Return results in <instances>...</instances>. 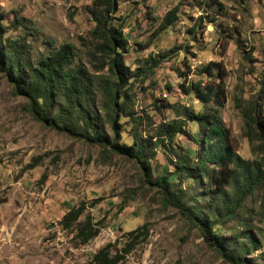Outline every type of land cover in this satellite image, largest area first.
<instances>
[{
  "label": "rangeland",
  "instance_id": "374dc122",
  "mask_svg": "<svg viewBox=\"0 0 264 264\" xmlns=\"http://www.w3.org/2000/svg\"><path fill=\"white\" fill-rule=\"evenodd\" d=\"M89 3L0 0L4 35L25 38L33 59L68 43L74 52L72 65H82L95 75L108 74L104 59L95 54ZM171 11L173 23L159 30ZM122 14L128 15L124 64L147 71L149 56L159 62L130 86L134 117L143 115L146 127L121 117L124 131L119 142L130 141L137 130L152 133L159 122L173 116L169 107L155 108L156 98L197 110L202 103L193 93H184L183 87L219 81L223 103H212V112L227 127L236 153L245 159L256 157L244 133L242 109L258 98V111L264 115V98L258 96L262 94L264 0H118L111 17ZM170 49L167 56H160ZM213 62L220 65L219 72L213 70L212 76L200 72ZM166 84L170 88L164 97ZM191 126L198 131L197 124ZM105 130L113 137L108 124ZM196 147L185 133H177L170 145L155 149L151 161L150 181L156 175L168 176L175 189L188 195L183 198L186 205L196 199L201 185L171 174L170 159L175 150L189 155ZM199 202L204 204L202 199ZM258 204V199L250 198L244 203L243 217L261 245L244 254L248 264L263 258L264 216ZM72 206H82L83 213L63 228L59 221ZM85 217L96 223L98 231L80 243L76 229ZM240 226L227 222L214 229L228 237L231 227ZM138 227L141 235L131 240L128 231ZM107 243L111 254L127 249L116 264H232L177 207L163 201L160 188L145 181L138 160L37 120L28 109V99L15 92L0 69V264H90L93 254Z\"/></svg>",
  "mask_w": 264,
  "mask_h": 264
},
{
  "label": "trees",
  "instance_id": "16d2710c",
  "mask_svg": "<svg viewBox=\"0 0 264 264\" xmlns=\"http://www.w3.org/2000/svg\"><path fill=\"white\" fill-rule=\"evenodd\" d=\"M117 7L118 0H90L87 6L93 22L91 34L95 54L102 61L104 59L108 74L95 75L82 65H72L74 52L68 43H62L48 54L33 59L25 38L4 35L6 29L1 18L0 69L5 72L15 92L28 99V109L37 120L99 144L112 153L138 160L145 181L157 185L163 201L177 207L201 231L211 247L232 264H248L249 260L244 254L259 250L261 245L249 220L243 217L245 201L248 198L253 202L258 199L259 211L264 216V115L258 111V98L242 109L244 133L249 143H253L256 156L252 159L242 158L236 153L227 127L215 110L212 112V103H223L224 90L219 81H206L203 85L190 82L183 87L184 93H193L202 103L197 110L156 98L155 108L161 110L169 107L173 116L159 122L152 133H146L145 129L137 130L130 141L120 143L119 135L124 131L121 117H129L130 122L138 123L141 128L146 127L143 115L134 117L130 86L135 79L144 78L159 59L149 56L146 62H151V65L147 71L140 66L130 69L124 64L127 40L123 30L128 15L122 14L112 19L111 15L117 11ZM174 19L175 14L168 12L159 30L166 29ZM170 52L171 49L165 50L160 56L165 57ZM220 69V65L213 62L205 65L200 72L212 76L213 70L219 72ZM179 72L185 77L184 72ZM261 84L262 94L258 96L264 98V55L261 60ZM169 88L166 84L162 92L166 93ZM106 124L113 137L107 135ZM191 124H197L198 131H194ZM177 133H185L190 141L197 144L189 155L175 150L170 159L174 166L171 174H176L177 179L189 178L196 187L201 185L202 191L197 192L196 199L193 197L194 201L189 205L183 201L184 197H188L186 192L175 189V181H169L168 176L156 175L153 181L149 179L155 149L170 145ZM201 199L204 204L199 202ZM82 213V206H72L59 222L63 228H67ZM227 222L241 225L239 228L231 227L232 233L228 237L214 229ZM95 224L90 217H85L77 227L76 235L80 243L96 235L98 227ZM141 230L138 227L128 231L131 240L135 241L141 235ZM110 246V243L101 246L93 254L90 264H116L127 251L122 248L111 254ZM260 254L263 256L261 262L253 264H264V251Z\"/></svg>",
  "mask_w": 264,
  "mask_h": 264
},
{
  "label": "built area",
  "instance_id": "2783aa9c",
  "mask_svg": "<svg viewBox=\"0 0 264 264\" xmlns=\"http://www.w3.org/2000/svg\"><path fill=\"white\" fill-rule=\"evenodd\" d=\"M164 96H166V93H164Z\"/></svg>",
  "mask_w": 264,
  "mask_h": 264
}]
</instances>
